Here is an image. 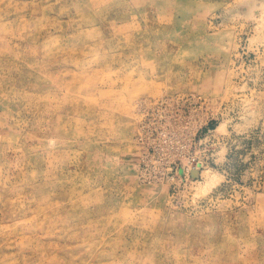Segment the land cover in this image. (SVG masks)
Segmentation results:
<instances>
[{"label": "rangeland", "instance_id": "1", "mask_svg": "<svg viewBox=\"0 0 264 264\" xmlns=\"http://www.w3.org/2000/svg\"><path fill=\"white\" fill-rule=\"evenodd\" d=\"M0 264H264V0H0Z\"/></svg>", "mask_w": 264, "mask_h": 264}, {"label": "built area", "instance_id": "2", "mask_svg": "<svg viewBox=\"0 0 264 264\" xmlns=\"http://www.w3.org/2000/svg\"><path fill=\"white\" fill-rule=\"evenodd\" d=\"M169 97H170V100L161 99V100L155 102L152 105L149 104L150 106L147 105V106L143 107V109L147 107L146 108L147 110L149 108H152V110H153L154 107H156V111H158L159 113H161L160 115H162V113H165V110H167L170 106H171V108H173V107H182V106L185 105V101L184 100H173L174 97H171V96H169ZM180 102H182V104H184V105L179 106ZM145 120H146V116L143 118V123L145 122ZM147 178L153 179L154 175H147Z\"/></svg>", "mask_w": 264, "mask_h": 264}, {"label": "bare ground", "instance_id": "3", "mask_svg": "<svg viewBox=\"0 0 264 264\" xmlns=\"http://www.w3.org/2000/svg\"><path fill=\"white\" fill-rule=\"evenodd\" d=\"M205 170H206V169H205ZM205 170H204V171H205ZM206 171H207V170H206ZM206 171H205V172H206ZM206 173H207V172H206ZM209 173H210V172H209ZM203 174H204V173H203ZM211 174H212V173H211ZM209 175H210V174H209ZM212 175L214 176V174H212ZM207 176H208V174L206 175V177H207ZM210 177H211V175H210ZM214 177H215V176H214ZM204 179H205V178H204ZM211 179H212V178H210V180H211ZM208 180H209V179H208ZM206 181H207V180H206ZM197 183L199 184L200 182H197ZM197 183H196V184H197ZM210 183H211V182H210ZM206 184H208V182H207ZM197 186H199V185H197ZM200 186H201V185H200ZM207 186H208V185H206V187H207ZM196 188H197V187H196ZM198 189H200V188H198ZM196 190H197V189H196ZM197 192H198V190H197ZM197 192H196V193H197ZM197 194H198V193H197Z\"/></svg>", "mask_w": 264, "mask_h": 264}, {"label": "water", "instance_id": "4", "mask_svg": "<svg viewBox=\"0 0 264 264\" xmlns=\"http://www.w3.org/2000/svg\"><path fill=\"white\" fill-rule=\"evenodd\" d=\"M192 173H193L194 175H197V171H193Z\"/></svg>", "mask_w": 264, "mask_h": 264}]
</instances>
